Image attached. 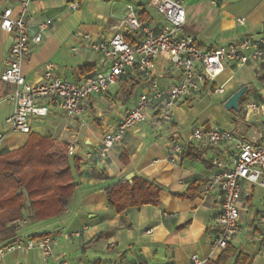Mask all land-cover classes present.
Here are the masks:
<instances>
[{"label":"crops","instance_id":"obj_1","mask_svg":"<svg viewBox=\"0 0 264 264\" xmlns=\"http://www.w3.org/2000/svg\"><path fill=\"white\" fill-rule=\"evenodd\" d=\"M4 1L0 0V12L9 6L19 11V0H6L3 6ZM72 2L79 7L72 8ZM129 4H134L139 16L152 27L164 23L148 0H32L27 9L30 36L39 32L42 20L51 18L53 23L25 58L22 68L28 81L36 84L42 80L46 62L55 63L58 73L73 81L105 70L108 63L86 36L95 40L111 37ZM184 7L187 18L183 33L193 35L203 49L226 45L246 34L264 32V0H190ZM239 18H245L244 23ZM135 38L128 36L131 41ZM12 41L13 35L0 25V154L23 147L31 134L37 133L55 141L51 152L57 169L74 167L77 158L83 174L76 177L78 186L68 206L57 217L34 221L22 211L21 218L10 222L5 219V213H0L1 225L5 222V226H16L11 238L0 241V248L42 232H50L54 245L53 256L47 259L35 248L7 252L0 256V264H59L57 257L92 264L141 261L194 264V255L203 264L216 261L223 251L212 246L219 228L223 195L217 184L210 190L207 187L231 166L237 140L259 138L264 113L249 114L247 104L264 101V65L251 62L228 66L218 77L224 92L211 93L206 86L200 95L179 99L171 123L157 124L150 115L132 127L107 158H101L96 149L103 134L135 106L152 76L124 74L107 92L92 95L80 117H73L59 105L50 103L47 115L30 118V133L15 131L7 122L15 107L10 98L14 85L1 80ZM153 77L169 85L179 81L182 74L165 57H160ZM244 85L248 90L239 109H227L225 101ZM203 124L231 130L235 138L203 146L192 139L193 127ZM178 142L187 144L186 153L174 152L173 146ZM71 143L77 144L74 155L68 153ZM138 176L163 187L159 203L117 213L108 201L105 188ZM191 185L196 186L194 198L172 196ZM263 211V189L243 183L238 232L230 244L250 255L252 264H264V221L260 219ZM76 231L80 232L79 236L73 234ZM234 261L232 256L227 264Z\"/></svg>","mask_w":264,"mask_h":264},{"label":"built area","instance_id":"obj_2","mask_svg":"<svg viewBox=\"0 0 264 264\" xmlns=\"http://www.w3.org/2000/svg\"><path fill=\"white\" fill-rule=\"evenodd\" d=\"M31 2L19 0L18 12L10 6L0 12L1 28L13 35L8 64L1 75L3 82L14 85L10 98L15 107L7 119L12 130L30 133V118L47 115L50 103L59 105L73 117H80L92 95L107 92L124 74L152 76L135 106L121 117L113 129L103 134L96 149L101 158H107L112 149L125 140L128 131L150 115L154 116L157 124L171 123L174 106L179 99L200 95L206 86L211 93L224 92L218 77L228 66L251 62L264 65V32L246 34L226 45L203 49L193 35L183 33L187 14L181 0H148V5L164 21L160 26L152 27L139 16L137 7L129 4L126 16L121 19L119 28L111 37L95 40L92 36H86L92 40V47L108 63L105 70L89 74L81 81H73L61 76L55 63L46 62L42 80L32 84L23 73V63L32 46L42 41L43 33L50 28L53 20H42L39 32L30 36L27 9ZM70 6L74 9L79 7L76 2L70 3ZM238 20L244 23L245 18ZM130 35L136 37L135 41L128 39ZM160 57H165L181 71L179 81L165 85L153 77ZM247 107L249 114L251 111L264 113V101H249ZM234 138L233 131L213 124L197 125L192 129V139L203 146L228 142ZM186 146L178 142L174 144L173 150L182 153L186 151ZM235 149L231 166L207 187L210 190L217 184L223 195L218 217L219 228L212 243L213 247L220 249H225L238 232L243 183L259 186L264 191V122L258 139L237 140ZM76 151L77 144L71 143L68 153L74 155ZM260 219L264 221V211ZM73 234L79 236L80 232ZM53 247L52 235L23 238L3 245L0 256L7 252H27L38 248L47 259L53 256ZM56 260L59 264H92L61 260L58 257ZM193 260L194 264H203L197 255L193 256Z\"/></svg>","mask_w":264,"mask_h":264},{"label":"trees","instance_id":"obj_3","mask_svg":"<svg viewBox=\"0 0 264 264\" xmlns=\"http://www.w3.org/2000/svg\"><path fill=\"white\" fill-rule=\"evenodd\" d=\"M243 100L244 97L240 101L241 104ZM54 146L55 141L52 138L32 133L23 147L0 154V213H5L8 221L21 218L22 211L29 220L51 219L62 214L68 206L78 186L76 177L82 176L83 173L77 158L74 167L69 165L58 171L51 152ZM101 176L109 178L106 173H101ZM195 187L191 185L183 192L172 193V196L182 199L194 198ZM105 191L109 203L117 213L122 214L130 207L157 205L163 187L154 180L138 176L132 180L124 179L111 184ZM15 228L13 225V231L5 234L4 239L10 238ZM46 235H50V232L35 233L31 237ZM232 256H235L234 264H252L250 255L231 244L223 249L216 261L206 264H227Z\"/></svg>","mask_w":264,"mask_h":264},{"label":"water","instance_id":"obj_4","mask_svg":"<svg viewBox=\"0 0 264 264\" xmlns=\"http://www.w3.org/2000/svg\"><path fill=\"white\" fill-rule=\"evenodd\" d=\"M248 90V86L244 85L240 87L235 93H233L224 103V106L229 110H238L240 107V99ZM26 191V190H25ZM27 195V192H26ZM28 205L30 204L27 196Z\"/></svg>","mask_w":264,"mask_h":264},{"label":"rangeland","instance_id":"obj_5","mask_svg":"<svg viewBox=\"0 0 264 264\" xmlns=\"http://www.w3.org/2000/svg\"><path fill=\"white\" fill-rule=\"evenodd\" d=\"M183 3H184V5L185 6H188L189 4H190V0H183ZM7 4V2H6V0L3 2V6L4 5H6ZM127 14V13H126ZM126 16V15H125ZM124 16V17H125ZM243 111L245 110V105H244V107H243V109H242ZM58 171H61L60 169H57ZM5 219H8V217L7 216H5ZM11 228V229H10ZM5 227V224L4 225H1L0 224V241L2 240V239H4V236H5V234H7V233H10V230L11 231H13V225L11 226V227ZM27 229V228H26ZM11 238V237H10ZM53 253H54V249H53Z\"/></svg>","mask_w":264,"mask_h":264}]
</instances>
